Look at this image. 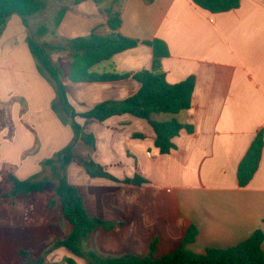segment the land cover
<instances>
[{
    "label": "crops",
    "instance_id": "1",
    "mask_svg": "<svg viewBox=\"0 0 264 264\" xmlns=\"http://www.w3.org/2000/svg\"><path fill=\"white\" fill-rule=\"evenodd\" d=\"M45 3V9L26 22L13 14L0 35V184L8 187L5 194L13 187L8 172L21 180L45 179L48 170H53L47 162L57 159L75 139L72 118L63 106L57 109L55 82L40 71L30 50L31 38L37 35L36 40L48 50L63 51L64 58L56 62L51 59L63 69L68 99L77 114L104 101L121 102L137 94L141 84L135 75L151 69L154 58L153 48L143 42L162 40L170 52L162 60L167 81L177 84L195 78L190 109L152 116L157 122L178 119L185 126L173 138L175 148L161 153L153 126L131 114L104 122L77 116L76 121L94 134L96 143L90 147L79 140L74 159L63 174L81 194L82 187L86 188L92 205L99 203L97 190L118 192L126 201L132 189L143 195L151 190L156 207L165 211L160 216L162 225L168 234L177 237L170 253L185 245L190 251L204 254L209 248L236 246L257 230L264 234V147L251 182L242 187L238 179L239 165L253 141L259 133L264 137V0H242L239 8L223 13H212L193 0ZM108 11L119 14L118 30L109 27ZM42 26L46 31L40 34ZM93 34H120L140 42L90 70L119 78L73 81L67 75L72 63L70 41ZM90 161L96 164L93 173L102 168L119 182L91 175L85 164ZM55 166L60 168L61 163ZM135 176L145 182L124 183ZM112 207L119 209L115 204ZM146 215L140 211L141 218ZM120 220L119 230L133 221L139 228L134 215ZM191 229L194 239L185 243ZM158 242L156 238L151 244L156 248ZM58 252H63L58 263L70 257L86 264L85 259L66 248L53 254ZM1 260L0 264H7Z\"/></svg>",
    "mask_w": 264,
    "mask_h": 264
},
{
    "label": "trees",
    "instance_id": "2",
    "mask_svg": "<svg viewBox=\"0 0 264 264\" xmlns=\"http://www.w3.org/2000/svg\"><path fill=\"white\" fill-rule=\"evenodd\" d=\"M100 2V0H95ZM242 0H193L195 4L212 13H223L240 7ZM45 0H0V35L2 34L8 19L13 14L22 16L26 22L27 18L36 15L45 9ZM109 27L118 30L121 20L118 13L108 11ZM58 25L62 16L58 18ZM43 27L40 34L45 33ZM139 41L122 35L115 37L100 36L93 34L89 38H77L70 41L69 49L72 52V63L67 75L73 81H109L119 78V76L98 75L91 73V68L95 65L109 60L112 57L139 45ZM143 44L151 46L154 51V58L151 69H144L135 75V79L141 84L140 90L132 97L124 101H104L97 104L91 110L82 114H77L71 106L67 87L64 83L63 69L55 64L48 48L40 44L36 39L29 40L31 52L38 61L39 69L43 74H47L55 82L57 91V109L63 106L65 112L72 118L71 127L75 132L74 141L59 155L57 159L47 162L53 166L54 175L58 179L54 185V191L60 203L63 215L72 227L70 234L64 239H58L45 254L50 255L57 249L66 248L74 256L86 260L87 264H264V252L262 243L264 234L262 231H255L246 241L225 249L209 248L204 254H198L186 249L182 245L174 252L162 257L139 256L135 254H98L95 251H85L83 243L99 227L110 230L112 226L108 222L89 214L84 202V198L74 184H71L67 176L63 174V169L74 159V148L79 140H83L88 146L94 147L96 139L93 133H89L81 126L76 117L85 119H95L104 122L112 117L131 114L133 116L146 119L155 129L157 138L156 146L163 154L170 153L175 145L173 138L180 134L185 127L178 119L171 121L157 122L152 119L155 113L178 114L181 111L191 108L193 93L195 90V78L170 84L163 71L162 60L170 55L167 44L162 40L145 41ZM56 109V108H55ZM189 130L191 128L187 127ZM264 147V137L262 133L253 141L247 154L241 161L238 170L239 184L247 186L257 172ZM61 163L60 168L55 163ZM89 173L118 181L112 175L103 171L102 168L92 172L96 164L92 161L85 162ZM13 187L11 191L4 194L5 197H16L18 195L40 193L46 189L49 181L34 177L21 180L12 172H8ZM119 182V181H118ZM134 183L142 185L145 180L139 176L133 179H125L124 183ZM194 229H191L185 239V243L191 242ZM155 245L152 244V251ZM44 258L40 257L35 264H43ZM55 264H77L74 258L67 257L62 262Z\"/></svg>",
    "mask_w": 264,
    "mask_h": 264
},
{
    "label": "rangeland",
    "instance_id": "3",
    "mask_svg": "<svg viewBox=\"0 0 264 264\" xmlns=\"http://www.w3.org/2000/svg\"><path fill=\"white\" fill-rule=\"evenodd\" d=\"M44 23L42 22V25ZM35 38L39 40V36L35 35ZM48 51L55 62L64 58L61 50ZM45 179L49 181V184L43 192L21 194L16 197H5L4 194L8 192V187L0 184V258L2 262L35 264L37 259L43 257V264H55L62 258L63 252H58L56 255L53 253L46 255L45 252L56 240L66 238L72 227L63 215L61 203L55 194L53 184H56L58 179L53 170H48ZM81 190L87 201L89 213L102 218L113 227L111 231L106 232L103 226H99L83 243L85 251H95L98 254L125 251L126 253L119 255L141 256H149L151 252H154L153 257H159L172 251L177 237L174 238L168 234L166 227L162 225L160 216L165 215V211L158 210L151 190L143 195L138 190L132 189L128 192L130 198L127 201L118 192L113 194L110 190H97L100 200L95 205L89 202L86 188L82 187ZM114 204L119 209L112 207ZM140 211L143 214L147 213L145 218L140 217ZM133 215L138 218L139 228L134 227L133 221L119 230L117 222ZM155 215L158 218H150ZM158 233L161 235L154 236ZM156 238L159 242L152 251L151 243ZM76 263L79 264L77 261Z\"/></svg>",
    "mask_w": 264,
    "mask_h": 264
}]
</instances>
